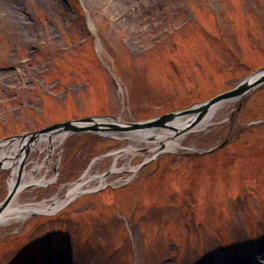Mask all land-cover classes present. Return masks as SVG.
Wrapping results in <instances>:
<instances>
[{
	"label": "rangeland",
	"instance_id": "374dc122",
	"mask_svg": "<svg viewBox=\"0 0 264 264\" xmlns=\"http://www.w3.org/2000/svg\"><path fill=\"white\" fill-rule=\"evenodd\" d=\"M263 66L264 0H0V141L90 116L149 120ZM227 103L174 150L164 127L65 136L55 180L13 205L63 196L87 172L100 189L0 224V264H264V83ZM47 155L30 149L22 183ZM17 163L0 169V203Z\"/></svg>",
	"mask_w": 264,
	"mask_h": 264
},
{
	"label": "water",
	"instance_id": "95a60500",
	"mask_svg": "<svg viewBox=\"0 0 264 264\" xmlns=\"http://www.w3.org/2000/svg\"><path fill=\"white\" fill-rule=\"evenodd\" d=\"M250 78H253V80L250 81ZM263 83L264 66L258 69L256 72H254L252 75H250L243 81H241L234 88L222 92L207 101H204L198 105L184 110L166 113L161 116L151 118L149 120L138 122H124L119 117L90 116L75 120L57 122L44 128L38 129L36 131L29 132L27 134L12 136L6 140H20L19 146L15 151V154L10 158L12 161L18 162L17 177L14 185L12 187H9L8 194L6 195L5 199L0 203V214H2L4 210L8 208V206L15 200L16 196L22 189V177L24 175L25 166L24 161L26 159L25 157L28 155L32 144L40 137H52L55 134L67 136L72 133L90 131L106 134V131L108 130L126 131L128 133L136 135H143L142 133L149 132L147 133V136H150L154 133L155 130L161 129L163 127L173 129L174 132L166 130L163 132V135L158 136L157 138H161L162 136L166 137L167 134H173L174 136L181 135L190 130H193L197 123H199V121L206 114H208L212 110V108H214L217 104L242 98L243 96L247 95L252 89ZM12 151L14 152V148L12 149ZM160 151L161 150H157L156 154H158ZM19 153H21L20 158H16ZM109 154H115V152H111ZM103 156L105 155L99 156L94 160ZM6 159H0V169L6 167ZM114 170L115 169L112 168V170L102 174L101 177L106 176ZM98 189H100V187L96 188L95 190Z\"/></svg>",
	"mask_w": 264,
	"mask_h": 264
},
{
	"label": "bare ground",
	"instance_id": "6f19581e",
	"mask_svg": "<svg viewBox=\"0 0 264 264\" xmlns=\"http://www.w3.org/2000/svg\"><path fill=\"white\" fill-rule=\"evenodd\" d=\"M249 80L251 81L253 80V78H250ZM227 104H228L227 102L217 104L214 108H212V110L208 114H206L199 121V123H197L194 129H201L208 126L214 120L215 115H217L221 110H223ZM147 133H142L143 135H137V136H139L140 138L147 139L148 137ZM162 133L163 132H159L157 133V135L161 136ZM57 136L59 137H56L55 135H53L52 137H47V136L40 137L32 144L31 146L32 150L36 151L37 153L47 152L48 155L47 158L42 162H39L38 160L33 161V167L26 175L27 177L22 183V189L25 188V186H32V187L46 186L55 180V177L48 179L47 174L51 172V163H52L51 156L54 153L56 146L61 144L65 138L64 135H57ZM172 137H174L173 134H167L165 139L162 141V145L164 146L165 150H174L181 147V143L176 138H172ZM57 139L58 142L56 143ZM19 143H20L19 139H15L13 141H9V140L0 141V159L7 158L5 160L6 167H9L14 164V161H12L10 158L15 154L16 150H14L13 152L12 149L13 147L14 148L16 146L18 147ZM134 150L135 147L130 146L125 149V153H130L133 152ZM17 166L18 163L14 165L13 175L9 179V187H12L16 181ZM43 168H45L44 171H42ZM113 168L115 170L118 169L116 168L115 165L113 166ZM98 179L101 186L107 185V181L103 177L98 176ZM94 180H95L94 176H92L87 172L78 182L70 184L63 196L55 195L52 199H45L37 202H29L23 205L21 204L13 205L14 202L13 201L8 206V208H6L4 212L0 214V224H6L13 221H21L33 213L36 214L56 213L58 210H60L65 205H67L72 200H74L77 196L95 190L98 186L92 185V182ZM22 189L20 191H22ZM254 256H257V254L255 253Z\"/></svg>",
	"mask_w": 264,
	"mask_h": 264
},
{
	"label": "flooded vegetation",
	"instance_id": "af4514ba",
	"mask_svg": "<svg viewBox=\"0 0 264 264\" xmlns=\"http://www.w3.org/2000/svg\"><path fill=\"white\" fill-rule=\"evenodd\" d=\"M225 145L221 146V147H224ZM221 147H218L217 149L221 148Z\"/></svg>",
	"mask_w": 264,
	"mask_h": 264
}]
</instances>
